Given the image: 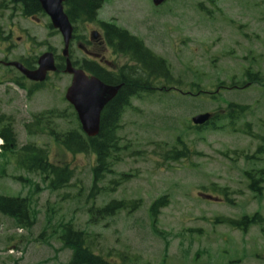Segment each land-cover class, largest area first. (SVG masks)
Listing matches in <instances>:
<instances>
[{"label": "rangeland", "instance_id": "374dc122", "mask_svg": "<svg viewBox=\"0 0 264 264\" xmlns=\"http://www.w3.org/2000/svg\"><path fill=\"white\" fill-rule=\"evenodd\" d=\"M7 3L0 0V61H17L26 52L38 57L47 47L60 54L61 39L46 17L27 20ZM116 6L118 25L166 61L172 90L161 92L154 106L134 103L123 114L121 161L95 194L94 155L71 156L52 138L28 136L23 128L32 115L50 110L67 114L53 121L57 131L78 128L63 101L70 78L53 76L27 98L3 82L17 73L0 66V114L14 119L18 148L46 147L51 162L74 170L68 187L52 191L41 176L0 156V195L27 198L33 220L30 228H19L0 214V264H67L72 253L59 240L64 224L93 235L92 250L110 253L111 264H264V0H166L159 7L151 0H113L100 16ZM247 70L261 80L250 82ZM192 84L203 95L194 96ZM229 103L248 108L235 130L223 119L217 129H194L192 118L222 115ZM180 145L189 149L188 158L162 161L161 148ZM253 180H262L255 192L249 189ZM165 196L153 225L149 207ZM112 201L140 204L90 225L88 209ZM256 214L262 224L244 231L221 222Z\"/></svg>", "mask_w": 264, "mask_h": 264}, {"label": "trees", "instance_id": "16d2710c", "mask_svg": "<svg viewBox=\"0 0 264 264\" xmlns=\"http://www.w3.org/2000/svg\"><path fill=\"white\" fill-rule=\"evenodd\" d=\"M109 0H65L63 3L64 13L73 28L84 23L91 22L97 16V13L103 5ZM6 2H2L1 5ZM7 5L19 10L24 17L43 16V12L37 0H8ZM126 36V35H125ZM126 38V37H125ZM130 42L136 44L140 54L147 60L142 61L141 58H135L134 63L139 67L138 72L129 76L127 84L118 91L113 100L102 109L100 114L99 131L95 137L88 138L78 128L67 130L64 132L57 131L54 125V120H65L67 114L62 111H46L43 113L34 114L31 116L30 122H25L23 128L28 136H47L53 139L54 142L63 147L71 156L76 155H94L95 166L92 169L93 185L91 193L98 194L104 189L98 187V184L104 181L105 177L112 174V168L120 163V140L117 132L119 124L125 109L128 108L131 97L141 94H147L152 86L153 80L160 78L162 81V92L172 90L170 82L173 81L169 67L166 61L152 52H150L136 37L127 38ZM35 57L33 60L35 61ZM33 61V63H34ZM156 70V71H154ZM243 76L250 82L257 83L261 80L259 75L251 74L250 71L244 72ZM15 84L19 87L18 82L22 78L15 79ZM150 82V84L148 83ZM221 85V84H220ZM193 90L196 89L194 96H201L203 93L198 90L197 85H191ZM232 88V87H231ZM34 91L28 92V97L33 96ZM128 99V100H127ZM127 102V103H126ZM227 115L215 118L210 124H207L209 129H217V124L221 119L228 122L227 127L235 130L234 126L238 120L248 111L247 107L235 106L228 104ZM78 123V122H77ZM14 119L11 116L0 114V156H10L15 166L31 175H39L43 182L47 183L52 191H58L69 186V183L74 177V170L68 163H53L49 159L48 149L39 147L34 143H26L20 148L17 146L16 135L13 130ZM248 131L249 124L244 125ZM243 130V131H246ZM251 136L250 133H247ZM181 142V141H179ZM126 148V147H125ZM161 158L165 162H177L181 159L189 157L190 151L184 145L178 148L163 149L161 148ZM247 158V157H245ZM123 178H127L122 176ZM18 180H21L18 177ZM258 181L253 180L249 189L253 192L259 188ZM166 203V196L156 199L149 207V216L152 219V224H155L159 209L163 208ZM139 201H112L102 208L91 206L88 211V223L95 225L101 220L114 217L118 212L126 208H137ZM0 214L11 219L19 228H30L33 225L29 208V200L24 197H6L0 195ZM223 224H227L232 228L246 230L247 227L253 225H261L262 219L258 214L253 217L244 216L242 219L222 220ZM220 222V223H221ZM94 236L86 231L73 229L70 224L62 225L60 229L59 240L63 248L71 251V259L67 264H111L108 260L109 254H96L92 249L94 244ZM122 259L124 256L119 255Z\"/></svg>", "mask_w": 264, "mask_h": 264}, {"label": "flooded vegetation", "instance_id": "af4514ba", "mask_svg": "<svg viewBox=\"0 0 264 264\" xmlns=\"http://www.w3.org/2000/svg\"><path fill=\"white\" fill-rule=\"evenodd\" d=\"M112 1L113 0H109L106 3L108 4ZM100 11L101 10L98 11L97 16L93 21L84 23L72 29L71 40L68 43L66 55L62 54L64 50V41L61 34L52 30L50 24H48V28L60 37L62 49L60 54H56L55 50L51 47L46 48L44 53L47 52L52 54L56 71L48 72L43 82H33L27 79L16 68L9 66V64L12 62H7L5 58L0 61V66L15 71L17 76H15V78L3 80V82L14 85L16 88L24 91V93L27 95V98H31L28 97L29 91H34V94L41 92L46 87L51 77L58 76L60 74L63 76L65 75L70 78V84L65 90L63 101L67 104L69 111L73 116H75V118L76 115L74 109L65 100L66 91L70 87L73 79L71 74H67L65 72L67 61L69 62L71 69L83 72L84 75L89 79L95 78L104 86L112 88L118 87L119 91L120 88L127 84L130 75L136 72L139 73V67H136L137 64L134 63L135 58H141L144 62H147V60L140 54L136 44L130 42L127 39L133 35H131L130 32L125 28L118 25V17L120 15L119 7L116 6L113 9L108 10L103 16H100ZM43 16L47 18V16ZM24 18L27 20L36 21L34 16ZM25 49L28 51L29 46H27ZM28 52H31V50ZM31 53L26 52L24 56L19 57L18 60L14 62L19 63L24 69L28 71H35L38 69V59L43 53H41L38 57L31 55ZM33 57L36 58L35 61L33 60ZM19 78H22V81L18 82V84L23 85V87H19L17 84H15V79ZM148 83L150 84V82ZM160 84L161 80L160 78H157L156 80H153L152 86L149 88V92L147 94L131 97L130 100L127 99V102L129 103L127 110L133 109L134 103L137 105L142 104L143 106H154L157 104L159 102L161 93V89L159 87ZM118 91L116 92V95ZM222 113L223 114L219 116L215 113H210V119L207 124H210L215 118H223V116H226L227 110H223ZM205 126H202L201 128L194 127V129H204ZM260 173L262 174L264 172L262 171ZM244 175L246 176L247 174L244 172ZM255 181L262 182V180Z\"/></svg>", "mask_w": 264, "mask_h": 264}, {"label": "water", "instance_id": "95a60500", "mask_svg": "<svg viewBox=\"0 0 264 264\" xmlns=\"http://www.w3.org/2000/svg\"><path fill=\"white\" fill-rule=\"evenodd\" d=\"M42 12L48 17L51 27L58 31L64 41L63 55L67 54L68 43L71 40L72 27L63 12L65 0H37ZM166 0H151L154 7L161 6ZM9 66L16 68L24 77L33 82H43L48 72H55L54 60L51 53H43L38 59V69L28 71L19 63L12 62ZM67 74L73 79L66 91L65 100L74 109L81 131L87 137H95L99 131L100 113L104 106L114 98L118 87L102 85L95 78H87L83 72L71 69L67 61ZM210 119L209 114L195 116L191 119L194 126H202ZM207 200L211 197L205 196Z\"/></svg>", "mask_w": 264, "mask_h": 264}]
</instances>
